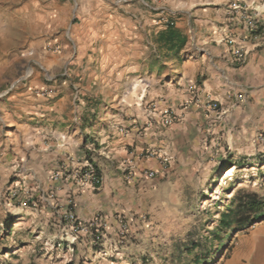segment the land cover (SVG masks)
I'll return each instance as SVG.
<instances>
[{
  "label": "crops",
  "instance_id": "obj_1",
  "mask_svg": "<svg viewBox=\"0 0 264 264\" xmlns=\"http://www.w3.org/2000/svg\"><path fill=\"white\" fill-rule=\"evenodd\" d=\"M120 1L114 8L103 2L67 27L73 52L63 39L60 53L34 50L37 69L28 78L4 75L7 60L0 57V231L16 244L0 250L1 260H25L23 247L37 246L51 264H119L121 255L154 241L161 183L210 151L204 138L215 153L244 142L264 145V0ZM232 3L248 7L258 27L248 30ZM8 13L0 0V36L9 30ZM33 14L36 29H44L43 15ZM160 17L172 18L186 37L172 55L155 43L165 28ZM61 69L69 76L59 77ZM136 81L151 87L126 91ZM210 100L219 110L208 108ZM165 109L167 125L158 117ZM85 141L96 148V188L72 176ZM145 170L157 173L151 178ZM55 172L65 175L53 180ZM18 187L22 204L10 199ZM67 211L87 229L72 230ZM94 218L104 224L103 250L91 246ZM120 221L129 239L119 235ZM76 233L69 245L65 236ZM219 264H264V218L235 234Z\"/></svg>",
  "mask_w": 264,
  "mask_h": 264
},
{
  "label": "rangeland",
  "instance_id": "obj_2",
  "mask_svg": "<svg viewBox=\"0 0 264 264\" xmlns=\"http://www.w3.org/2000/svg\"><path fill=\"white\" fill-rule=\"evenodd\" d=\"M4 2L9 8L10 27L8 32L0 36V57L7 60L3 74L15 78L21 76L28 78L32 69H37L33 61L34 50L50 53L53 52L50 47L56 46L59 50L54 53H60L63 39L64 42H68L70 51L73 52L75 45L67 38V27L77 26L89 19L93 7L96 9L103 2L110 8L125 4V1L120 0L116 2L114 0H4ZM20 8L22 11L19 10ZM34 10L43 15L46 23L44 29L43 27L36 29ZM167 18L173 21L172 18ZM159 21V18L156 19V22L163 24ZM163 25L165 27V24ZM69 74L66 69H61L59 77H66ZM150 87L136 81L133 85L127 86L126 91L142 93L141 89H150ZM87 143L92 142L85 141L82 146ZM203 146L210 151L203 150L196 160L185 167L184 171L175 172L170 181L161 183L162 193L155 200L162 201L154 205L153 214L155 222L161 227L153 230L154 241L150 240L151 244L146 245L142 250H130L131 254L128 256L121 255L116 263L219 264L228 256L235 234L228 237L221 233L219 238L213 236L212 230L217 225L220 212L226 208L232 196L240 188L264 193V161H262L264 145L244 142L239 146L215 153L216 145L207 137L203 139ZM226 160L228 164L224 163ZM229 170H232V176L225 177L226 171ZM119 235L129 239L127 226L124 233L119 229ZM102 238L103 235L99 239L93 236L91 246L103 250ZM131 240L133 241V238ZM220 244L223 245L220 247ZM15 246L16 244L8 239L7 233L0 231V250ZM40 247H49L48 250L52 248L44 245ZM23 250H25L23 253L25 260L17 261L15 257L1 260L0 257V264H51V258L42 255L47 250H39L37 246L33 249L23 247ZM100 253L102 256L105 255L102 251ZM28 256H32L31 261L26 259Z\"/></svg>",
  "mask_w": 264,
  "mask_h": 264
},
{
  "label": "built area",
  "instance_id": "obj_3",
  "mask_svg": "<svg viewBox=\"0 0 264 264\" xmlns=\"http://www.w3.org/2000/svg\"><path fill=\"white\" fill-rule=\"evenodd\" d=\"M231 10H234L237 12L238 17L242 20L244 26L248 29V30H254L258 27V21L255 18L254 15H252L250 13V9L248 7L242 6L239 3H232L231 6ZM160 22H162L163 24H168V23H172L168 18L166 17H160L159 18ZM50 50L53 52H57L59 49L58 47L54 46V47H50ZM235 56L237 58H242L243 57V52L238 49L235 51ZM45 93H49V91H43L42 94ZM207 106L210 110L212 111H217L219 110V103L215 100H210L207 103ZM152 112H155V109L152 108L151 109ZM155 116V115H153ZM158 117H159V122L161 124H169L172 120L171 117V111L169 109H165L162 112H158ZM60 141H61V146L65 144L66 141V136L63 134L60 137ZM95 151L94 145L92 143H87L84 146L81 147V150L78 152V154L73 158L75 161V166H74V170L72 173L73 179L75 181V183L79 186H91L93 188L98 187L99 185H101L102 183V176L100 175V173L98 172L96 166L94 165V163L91 160V156L92 153ZM148 155H152V152H148ZM156 171L155 170H145L143 171V174L146 175L147 177H154L156 175ZM63 175V173L60 172H55L52 175V179L53 180H58L60 179ZM21 190L20 188H14L11 190L10 193V199L11 200H15L18 201L19 204L23 203V199H21ZM67 203L70 205L71 203V199L69 198L67 200ZM66 217L68 219V222L70 223V228L72 230H74L75 232H79L80 230H83L84 227H80L78 222H77V218L75 217L74 213L72 211H67L66 212ZM104 224L102 221H100L97 218H94L90 223H89V227L93 228L92 231V235L94 236V238L99 239L103 234H102V228H103ZM86 228H84V230H86ZM124 230H126V223L124 221H120V232L124 233ZM79 239L77 233L72 235V238L68 239L66 236L64 238V240L69 244V245H73L75 244V242ZM63 240V239H60Z\"/></svg>",
  "mask_w": 264,
  "mask_h": 264
},
{
  "label": "trees",
  "instance_id": "obj_4",
  "mask_svg": "<svg viewBox=\"0 0 264 264\" xmlns=\"http://www.w3.org/2000/svg\"><path fill=\"white\" fill-rule=\"evenodd\" d=\"M165 25L155 39L159 49H165L169 55L178 52L186 42V37L174 26V22ZM264 161V160H262ZM228 164L227 160L224 161ZM236 166V164H233ZM264 218V193L240 188L230 199L226 208L220 212L213 236H232L252 226ZM222 241V240H221ZM223 244H220V247Z\"/></svg>",
  "mask_w": 264,
  "mask_h": 264
},
{
  "label": "bare ground",
  "instance_id": "obj_5",
  "mask_svg": "<svg viewBox=\"0 0 264 264\" xmlns=\"http://www.w3.org/2000/svg\"><path fill=\"white\" fill-rule=\"evenodd\" d=\"M227 173H226V175H225V177H229V176H232V170H229V171H226Z\"/></svg>",
  "mask_w": 264,
  "mask_h": 264
},
{
  "label": "water",
  "instance_id": "obj_6",
  "mask_svg": "<svg viewBox=\"0 0 264 264\" xmlns=\"http://www.w3.org/2000/svg\"><path fill=\"white\" fill-rule=\"evenodd\" d=\"M229 169V168H228Z\"/></svg>",
  "mask_w": 264,
  "mask_h": 264
}]
</instances>
